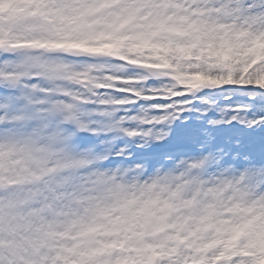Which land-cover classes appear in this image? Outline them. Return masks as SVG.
I'll use <instances>...</instances> for the list:
<instances>
[{"label":"snow or ice","instance_id":"obj_1","mask_svg":"<svg viewBox=\"0 0 264 264\" xmlns=\"http://www.w3.org/2000/svg\"><path fill=\"white\" fill-rule=\"evenodd\" d=\"M0 264H264V0H0Z\"/></svg>","mask_w":264,"mask_h":264}]
</instances>
